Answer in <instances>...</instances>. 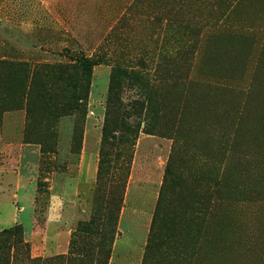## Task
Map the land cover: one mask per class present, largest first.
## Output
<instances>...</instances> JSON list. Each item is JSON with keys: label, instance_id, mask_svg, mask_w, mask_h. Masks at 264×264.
<instances>
[{"label": "rangeland", "instance_id": "374dc122", "mask_svg": "<svg viewBox=\"0 0 264 264\" xmlns=\"http://www.w3.org/2000/svg\"><path fill=\"white\" fill-rule=\"evenodd\" d=\"M257 122L264 0H0V264H264Z\"/></svg>", "mask_w": 264, "mask_h": 264}, {"label": "trees", "instance_id": "16d2710c", "mask_svg": "<svg viewBox=\"0 0 264 264\" xmlns=\"http://www.w3.org/2000/svg\"><path fill=\"white\" fill-rule=\"evenodd\" d=\"M82 69H83V71L85 73L86 72L88 73L91 70L90 65L87 62H84L82 64ZM260 124L263 125V122L254 123L251 126V128H250V134H251L253 140H255V142L264 141V131L263 132L261 131ZM103 133H104V137L107 138L108 131H107L106 128H104ZM133 145H135L134 144V141H133ZM101 162H102V164L104 163L103 160ZM104 173H105V171L101 167L100 168V178L97 181V183H98L97 192H100L102 190V186L105 185V183H106V181H104V179H103V174ZM128 174L129 173L127 172L126 175H125V177L123 178L122 188L126 184V180H127L126 177L128 176ZM116 218H117V216L115 214H110L107 217V223H108L109 227H112V225L116 221ZM96 220H97V218H96V215H95V217H93L90 220L88 226H90V227L91 226H94L96 224ZM86 228H87V225L84 224V225L80 226V228H79L78 231L84 232L86 230ZM154 232H155L154 234L152 233V235H150L149 242H148L147 247H146V258H149L150 255L151 256H153V255H160L162 257V254H158V253L162 250V247H163V245H165V241L167 240V238H164V236L162 237V234L157 229L156 230L154 229ZM181 240H182V238L178 239V242H175V247H176V249L178 251L181 250ZM168 248H171V247L168 246ZM193 253H194V251H193ZM105 256L110 257V251H108V249L105 250ZM103 264H107V262H103Z\"/></svg>", "mask_w": 264, "mask_h": 264}]
</instances>
